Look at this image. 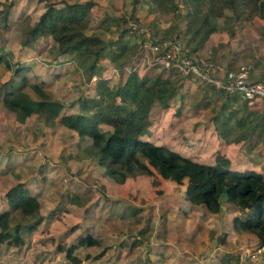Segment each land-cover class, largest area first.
<instances>
[{
	"label": "rangeland",
	"instance_id": "rangeland-1",
	"mask_svg": "<svg viewBox=\"0 0 264 264\" xmlns=\"http://www.w3.org/2000/svg\"><path fill=\"white\" fill-rule=\"evenodd\" d=\"M63 1L73 0H0V212L10 208L5 193L17 183L39 201L38 214L11 211L10 226L18 224L23 239L0 243V264H264V243L254 233L233 226L232 203L223 198L219 212H208L185 198L186 180L177 184L154 169L152 174H128L118 182L98 163L91 138L80 136L59 119L63 113L82 110L77 99L94 95L99 77L115 87L131 70L150 76L166 70L163 62H155L150 40L181 37L187 43L183 10L158 11L146 0H92L85 32L115 39L119 31L113 17L124 19L120 24L131 27L124 41L135 49L121 66L119 60L101 58L100 76L94 74L87 81L73 61H65L69 55L58 54L50 36L32 37L28 32L46 3ZM131 22H137L138 28H132ZM218 25L220 30L210 34L195 57L226 68L247 64L252 76L256 62L264 65L260 37L264 21L257 16L234 20L227 12L218 18ZM111 49L117 50L114 45ZM227 60L233 62L227 65ZM21 65L26 66L23 73L30 82L41 84L51 99L63 102L60 115H25L3 104L6 85L19 80L14 69ZM176 71L190 76L167 107H153L141 137L213 163L216 152H222L221 139L226 141L219 135L220 125L233 112H223L226 101L236 105L238 115L253 112L249 119L254 121L261 119L255 111L264 109V101L248 103L239 93ZM258 80L264 82V77ZM214 88L219 89L216 94L211 93ZM25 90L37 98L30 86ZM240 132L235 125L229 137ZM244 143L245 147L230 144L231 166L236 165L233 158L245 168L254 162L264 164V141L254 151ZM33 222L36 227L28 231L26 225ZM86 235L95 242L82 243Z\"/></svg>",
	"mask_w": 264,
	"mask_h": 264
},
{
	"label": "trees",
	"instance_id": "trees-1",
	"mask_svg": "<svg viewBox=\"0 0 264 264\" xmlns=\"http://www.w3.org/2000/svg\"><path fill=\"white\" fill-rule=\"evenodd\" d=\"M158 11L178 13L183 10L186 24V45L189 54L196 53L211 33L220 30L218 18L230 12L234 20L243 16H257L264 21V0H146ZM92 0L63 1L62 5L48 2L28 32L32 37L48 35L56 43L59 55H69L65 61H73L75 67L90 81L94 74H101L100 59L109 57L119 66L133 56V44L124 41L130 30L120 20L119 36L107 38L96 33H86L91 15ZM2 11V9L0 10ZM8 9L5 10V13ZM108 14V13H107ZM110 18L111 15L108 14ZM264 39V25L260 32ZM159 41V40H158ZM114 45L117 50L111 49ZM2 56L0 55V61ZM17 66L14 73L19 77L15 84H7L2 102L10 110L25 115L34 112H49L60 115L63 102L51 99L46 89L37 82H30L23 69ZM187 76L172 68L163 69L155 76L140 75L131 70L122 83L115 87L106 78L99 77L94 95L79 97L81 111L63 113L59 119L65 126L77 131L80 136L91 138L97 151V161L118 182H124L128 174H152L153 169L165 179L182 184L186 180L184 196L192 204L201 205L206 211L217 213L222 208V199L232 203L236 213L232 217L235 228L254 233L264 243V177L253 169L238 170L230 167V160L216 152L213 163L201 162L181 154L164 144L142 138L151 122V112L157 104L167 107L169 101L184 85ZM186 77V78H185ZM185 78V79H184ZM30 86L36 93L33 98L25 88ZM218 89V88H216ZM219 90V89H218ZM206 104V103H205ZM227 104V103H226ZM234 110L241 132L230 138L233 127L228 120L220 125L219 135L227 142L243 141L256 145L264 136V110L261 119H249V115ZM102 124L108 125L103 129ZM253 140V141H252ZM245 144V143H244ZM10 208L0 212V243H20L23 239L17 224L10 226L11 211L18 210L24 216L39 213V201L21 183L10 187L6 193ZM37 222L28 223L26 229L33 230ZM82 243H93L95 239L86 235ZM70 250V247L66 248Z\"/></svg>",
	"mask_w": 264,
	"mask_h": 264
},
{
	"label": "built area",
	"instance_id": "built-area-1",
	"mask_svg": "<svg viewBox=\"0 0 264 264\" xmlns=\"http://www.w3.org/2000/svg\"><path fill=\"white\" fill-rule=\"evenodd\" d=\"M130 25L132 28L139 26L137 22H131ZM150 41L152 50L157 54L155 62H163L167 68H174L183 74L196 75L218 88L239 93L247 101H264V82L251 79L249 65L226 68L219 62L196 58L194 54H189V48L181 37H168L162 40L163 43L154 39Z\"/></svg>",
	"mask_w": 264,
	"mask_h": 264
},
{
	"label": "crops",
	"instance_id": "crops-1",
	"mask_svg": "<svg viewBox=\"0 0 264 264\" xmlns=\"http://www.w3.org/2000/svg\"><path fill=\"white\" fill-rule=\"evenodd\" d=\"M210 37V36H209ZM228 62L226 63L227 65H230L232 62H233V60H231V61H229V60H227ZM252 79H259L260 77H264V65L262 64V63H259V62H256L255 63V65H254V71H252V76H250ZM186 80V79H185ZM217 91H218V89H213L212 91H211V93L212 94H216L217 93ZM230 101V100H229ZM228 100L226 101L227 102V104L224 106V107H226L224 110H223V112L224 113H227V111H229V110H237V107H236V105H233L231 102H229ZM248 103H251L250 101H247ZM235 104V103H234ZM264 110V109H263ZM263 110H261V111H255V114H257V115H260V113H262V111ZM221 114V113H220ZM244 114H246V115H249V118H251V116H252V114H253V112L252 113H244ZM222 117H224L223 115H222ZM218 117L216 118V120L218 121ZM229 119H232V122L230 121H227L228 123V126H231V127H233L234 128V126L236 125V123H235V118L234 117H231V118H229ZM228 119V120H229ZM226 120V119H225ZM254 121H253V118H252V123H253ZM218 135V134H217ZM244 139H241L240 141H231V142H227V141H223L222 139H221V141H220V144H221V146L218 148V149H221L222 150V154H225L228 158H229V160H230V167L231 168H234V169H238V170H245V169H253V170H255V171H258V172H260V173H262L263 174V177H264V168H262V165H264L263 163H257V162H254V165L253 166H249V167H240L239 165H240V163L239 162H241V160L240 159H238V158H233V160H235L236 161V165H232L231 166V164H232V162H231V156L229 155V153H228V151H229V149L231 148L230 147V144L232 143V144H235V145H240L241 143H242V146L241 147H245L244 146V141H243ZM261 140H263L264 141V136L260 139V140H257V143H256V145H252L251 147L249 146V148H251V151H254L257 147H258V145L260 144V142H261ZM158 144V143H157ZM264 147V146H263ZM262 147V148H263ZM261 148V149H262ZM217 149V150H218ZM241 148H239V150H240ZM264 149V148H263ZM263 155H264V150H263ZM189 157V156H188ZM195 160H198V159H195ZM213 160H215V157L213 156ZM198 161H201V162H204L203 160H198ZM263 161V160H262Z\"/></svg>",
	"mask_w": 264,
	"mask_h": 264
}]
</instances>
